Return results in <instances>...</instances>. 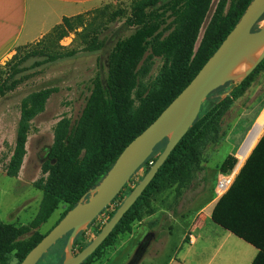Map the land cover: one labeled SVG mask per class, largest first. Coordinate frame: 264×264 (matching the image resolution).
Segmentation results:
<instances>
[{
  "label": "trees",
  "instance_id": "obj_1",
  "mask_svg": "<svg viewBox=\"0 0 264 264\" xmlns=\"http://www.w3.org/2000/svg\"><path fill=\"white\" fill-rule=\"evenodd\" d=\"M192 1L145 0L133 8L128 22L136 27V31L129 38L116 41L107 60V76L100 74L94 81L92 95L80 119L74 126L67 120L57 125L54 144L43 166V174L46 177L37 184V188L44 193V213L41 221L46 220L60 203L68 206L61 221L82 198L85 197V201H88L93 195L92 191L106 177L125 148L143 133L191 83L253 2V0H224L206 30L196 61L193 59L195 42L202 20L212 1L199 0L192 14L183 21L185 27L182 31L175 34L166 46L158 49L157 55L166 58L161 90L152 99L146 100L141 109L135 113L132 92L140 63L150 48H155L162 30L169 25V21L180 19L183 10ZM83 25L81 16L65 18L61 26L55 29V33L62 30L73 31ZM257 30L258 27L253 31ZM52 34L53 32L44 38ZM106 43L96 35L87 41L85 51L100 52L106 47ZM73 56H75L73 52L52 54L48 46L43 51L27 53L20 63L12 67L0 85V96L13 92L24 82L21 76L24 72L22 65L30 59L44 57L46 58L44 63H54ZM262 71H264V61L241 85L234 82L227 83L207 98L197 121L177 145L154 180L125 214L112 234L83 264H92L104 248L113 244L120 234L129 231L134 222L140 221L143 210L149 206L151 198L160 194L168 185L178 183L177 194L178 197L182 196L181 188L192 182L194 173L205 171L201 154L203 144L209 138L213 142L219 141L220 126L224 116ZM56 92L57 89L42 90L23 103L16 146L7 166V176L15 178L19 175L26 156L31 122L46 110L49 99ZM259 139L230 189L216 203L211 216L214 223L260 249L253 264H264V134ZM167 143L168 139L160 143L141 167L145 169L144 176L163 153ZM237 164L238 160L235 156H228L221 165L220 172L228 174ZM132 191L133 188L129 187V184L126 185L111 206L119 199L121 202L124 201ZM120 206L117 205L109 213L108 221ZM106 210L101 215L105 214ZM96 221L97 219L92 225ZM103 227L104 225L98 228V234ZM30 234L29 227L16 229L8 225H0V264H5L8 255L14 251L20 264L48 233L45 236H40L38 233ZM85 234L86 231L77 236L74 251L81 244ZM69 237L70 234L59 240L38 264H63ZM87 246H83L80 252Z\"/></svg>",
  "mask_w": 264,
  "mask_h": 264
},
{
  "label": "rangeland",
  "instance_id": "obj_2",
  "mask_svg": "<svg viewBox=\"0 0 264 264\" xmlns=\"http://www.w3.org/2000/svg\"><path fill=\"white\" fill-rule=\"evenodd\" d=\"M143 1L104 0L78 15L82 17L83 26L73 31L55 33L59 25L47 34L53 32L51 36L18 48L13 56L1 63L0 85L12 67L20 63L27 53L43 51L46 46L52 54L75 53L71 58L54 63H44V57L23 63L21 76L24 82L13 92L0 96V225L16 229L29 227L30 235L38 233L45 236L66 212L67 204L60 203L46 220L41 221L44 193L37 188V184L46 177L43 166L54 144L55 130L63 120L69 121L72 126L78 122L92 95L94 81L100 74L107 76V60L116 41L127 39L135 33L136 27L128 20L133 8ZM198 2L193 0L185 7L180 19L169 21L155 48L151 47L140 63L132 92L135 113L146 100L152 99L161 90L166 58L157 55L158 49L166 46L175 34L182 31L185 27L183 21L192 14ZM223 2L212 0L202 20L193 53L196 61L206 30ZM96 35L107 42L106 47L97 53L86 52L87 41ZM46 89H57V92L49 99L46 110L31 122L23 165L19 175L11 178L6 171L16 146L23 103ZM263 130L264 71L255 77L224 116L219 141L213 142L209 138L203 144L201 154L205 171L194 173L192 182L181 188V197L177 194L178 183L168 185L160 194L153 196L149 206L143 210L142 219L134 222L129 231L120 234L113 244L104 248L92 264H170L173 258L178 264H183V259L188 255L190 229L196 224H208V216L219 198L217 194H221L217 190L224 176L220 172L221 165L228 156H235L240 164L263 136ZM144 174L145 169L138 171L129 187L134 189ZM123 202L119 199L97 218L94 225L88 227L75 254L95 239L98 228L107 223L109 213ZM5 264H18L15 251L8 255Z\"/></svg>",
  "mask_w": 264,
  "mask_h": 264
},
{
  "label": "water",
  "instance_id": "obj_3",
  "mask_svg": "<svg viewBox=\"0 0 264 264\" xmlns=\"http://www.w3.org/2000/svg\"><path fill=\"white\" fill-rule=\"evenodd\" d=\"M264 0H253L236 27L203 66L191 83L163 113L122 152L116 163L92 191L93 195L67 215L36 245L20 264H38L43 256L70 234L63 264H83L112 234L125 214L142 196L177 145L197 121L202 105L227 83L241 85L264 61ZM258 27L257 31H253ZM168 139L167 146L149 172L124 200L95 239L75 254L74 242L109 207L152 156ZM232 172V171H230Z\"/></svg>",
  "mask_w": 264,
  "mask_h": 264
},
{
  "label": "crops",
  "instance_id": "obj_4",
  "mask_svg": "<svg viewBox=\"0 0 264 264\" xmlns=\"http://www.w3.org/2000/svg\"><path fill=\"white\" fill-rule=\"evenodd\" d=\"M103 1L0 0V65L13 56L18 48L43 39L52 29L61 25L65 18L76 17ZM254 146L232 173L233 179L253 152ZM220 198L208 216V224H196L190 229L188 255L183 259V264H253L258 257L259 248L212 221L213 209ZM176 263L174 258L170 262Z\"/></svg>",
  "mask_w": 264,
  "mask_h": 264
},
{
  "label": "built area",
  "instance_id": "obj_5",
  "mask_svg": "<svg viewBox=\"0 0 264 264\" xmlns=\"http://www.w3.org/2000/svg\"><path fill=\"white\" fill-rule=\"evenodd\" d=\"M240 163V160H239ZM239 165V164H238ZM243 166V164H242ZM242 166L240 167L239 171L241 170ZM237 168V167H236ZM236 169L232 170V172H229L228 174H224V176H222V179L220 180L219 186H218V191H222V189H224L223 191V195L230 189L231 185L233 184L234 179L230 182V178L232 173L235 171ZM238 171V172H239ZM238 174V173H237ZM219 197H222L223 195L221 194H217Z\"/></svg>",
  "mask_w": 264,
  "mask_h": 264
},
{
  "label": "bare ground",
  "instance_id": "obj_6",
  "mask_svg": "<svg viewBox=\"0 0 264 264\" xmlns=\"http://www.w3.org/2000/svg\"><path fill=\"white\" fill-rule=\"evenodd\" d=\"M232 180H233V175H231V178L229 181L231 182ZM223 191H224V189H222V191H220V193L223 194ZM216 193H217V191H216Z\"/></svg>",
  "mask_w": 264,
  "mask_h": 264
}]
</instances>
